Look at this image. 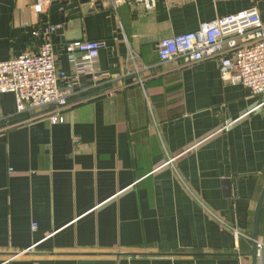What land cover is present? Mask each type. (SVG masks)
I'll return each mask as SVG.
<instances>
[{
  "label": "crops",
  "instance_id": "0c3cea01",
  "mask_svg": "<svg viewBox=\"0 0 264 264\" xmlns=\"http://www.w3.org/2000/svg\"><path fill=\"white\" fill-rule=\"evenodd\" d=\"M62 1L0 0V61L39 51L36 25L65 27ZM103 6L72 30L106 42L97 67L113 82L84 75L76 100H88L63 121L14 119L0 133V264H253L256 231L264 238L262 98L225 83L216 59L161 63L158 44L255 6L264 20V0ZM70 31L52 36L68 73ZM129 51L148 71L125 75ZM15 111L3 94L0 112Z\"/></svg>",
  "mask_w": 264,
  "mask_h": 264
},
{
  "label": "built area",
  "instance_id": "2783aa9c",
  "mask_svg": "<svg viewBox=\"0 0 264 264\" xmlns=\"http://www.w3.org/2000/svg\"><path fill=\"white\" fill-rule=\"evenodd\" d=\"M157 2L111 0L115 10L122 5H131L151 11L156 9ZM61 27L49 24L40 30L36 25L33 34L42 37L39 51H25L17 57L0 61V98L5 93H12L16 101L13 114L4 115L0 112V133L15 126L18 121L13 122L14 119L33 121L45 118L52 123L63 121L65 115L88 100H76L81 99L78 94L87 91L86 88H78L84 75H90L96 87L109 85L115 79L113 73L97 67L101 49L106 46V42L101 40L69 42L66 54L73 71L68 73L59 68L52 36ZM158 57L161 63L183 58L187 64L216 59L225 83L243 85L252 96L262 98L259 106L264 105V20L257 6L214 21L202 22L194 31L161 39ZM138 59L134 51L127 53L126 61L135 66L133 71L128 70L125 75H140L142 71H148L150 67L145 64L139 66ZM140 83L144 84L142 78ZM109 89H105L106 92ZM110 90L116 89L113 87ZM44 110L47 111L41 112ZM33 228H36L35 224ZM52 234L49 233L47 237ZM37 245L35 243L32 248ZM24 252L19 251L17 255Z\"/></svg>",
  "mask_w": 264,
  "mask_h": 264
},
{
  "label": "water",
  "instance_id": "95a60500",
  "mask_svg": "<svg viewBox=\"0 0 264 264\" xmlns=\"http://www.w3.org/2000/svg\"><path fill=\"white\" fill-rule=\"evenodd\" d=\"M103 1L104 0H97L95 2H92V0H63L61 3L58 5H66L70 11L71 15V21L65 25V27H61L57 30V32L60 33H67L68 29H71V31L67 34L71 40H78L82 38V32L81 30H72L73 28L76 29L80 26H82V17L83 14H88L91 12H94L95 10L104 7L103 6ZM264 201V190L261 196V199L258 204V210L262 207ZM259 236H258V231H256L255 236H254V245H253V251H252V256H253V264H259L260 257L262 259V264H264V238L259 244ZM259 245L262 246V251L261 255H259ZM18 253H13V256H16ZM259 255V256H258Z\"/></svg>",
  "mask_w": 264,
  "mask_h": 264
}]
</instances>
